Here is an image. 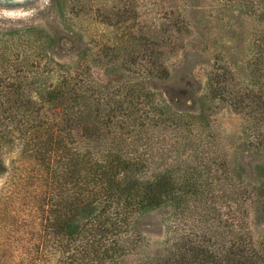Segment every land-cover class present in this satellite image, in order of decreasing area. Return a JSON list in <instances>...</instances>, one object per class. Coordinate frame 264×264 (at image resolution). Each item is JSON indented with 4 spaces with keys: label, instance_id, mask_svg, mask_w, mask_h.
<instances>
[{
    "label": "trees",
    "instance_id": "trees-1",
    "mask_svg": "<svg viewBox=\"0 0 264 264\" xmlns=\"http://www.w3.org/2000/svg\"><path fill=\"white\" fill-rule=\"evenodd\" d=\"M51 1L64 20L78 13L91 18L89 1ZM166 5L126 0L117 10L126 21L140 23L144 15L146 25L154 22L144 34L146 41L155 38L153 49L147 43L142 57L124 63L143 68L145 80H158L156 94L144 80L110 93L108 86L99 89L89 65L110 55L105 51L95 61L88 48L75 65L61 64L51 56L57 39L46 29L7 32L0 47V179L6 176L0 192L13 195L9 214L25 228L0 230V264H124L140 254L141 219L153 210L172 213L166 237L156 256L147 253L137 264H264V239H255L244 219L253 207L264 221V185L244 182L226 152H218L225 147L207 114L194 113L206 97L167 84L164 58L179 46L167 42L174 24ZM13 38L27 46L24 54L14 51ZM12 51L23 56L13 57L15 64ZM24 60L27 74L17 67ZM224 81H215L209 99L225 100ZM229 100L250 116L251 136L261 139L263 107L245 91ZM10 148L19 151L13 167L4 159ZM218 196L235 203L242 217L219 213ZM21 200L29 219L21 217Z\"/></svg>",
    "mask_w": 264,
    "mask_h": 264
},
{
    "label": "rangeland",
    "instance_id": "rangeland-1",
    "mask_svg": "<svg viewBox=\"0 0 264 264\" xmlns=\"http://www.w3.org/2000/svg\"><path fill=\"white\" fill-rule=\"evenodd\" d=\"M85 1L91 2L88 13L91 18L86 20L78 13L67 21V15L64 20L51 0H0V47L6 46V40L10 39L7 35L10 29L39 26L57 39L58 46L51 53L57 63L75 65L79 56L83 55H80L81 52L88 48L93 51L95 61L104 51L110 54L101 62H89L92 79L99 89L108 86L110 93L118 85L140 86L144 80L155 94L160 92L158 80H145L143 68L134 65L127 69L124 63L126 58L129 60L138 54L142 57V49L147 43L153 49L151 41L155 38L150 37L146 41L144 34L154 22L151 20L152 24L146 25L144 15L138 19L140 23L135 18L126 21L119 17L117 10L122 11L126 0ZM166 4L169 12L167 21L174 24V30L168 32L167 42L179 46L175 52L168 50L164 58L169 70L167 84L178 89L195 90L198 97H206L194 113L199 114L203 110L207 114L214 133L225 147L218 152H226L230 166L233 171L241 173L244 182H249L251 186L264 185V149L261 150L264 136L258 140L251 136L252 128L250 130L249 126L252 119L234 110L229 100L237 91L249 92L251 98L264 109V0H166ZM151 36L155 37V32ZM21 41L18 38L11 40L10 43L16 45L14 51H26L27 46ZM11 53V61L13 57L23 58L21 54ZM108 59H115V64L108 63ZM24 62L17 67L23 68L27 74L30 67ZM23 71L18 74L23 75ZM220 78L225 80V87L222 88L225 100H221L219 95L209 99L213 96L210 91L215 88V81ZM257 144L260 149L256 148ZM4 159L8 166L13 167L19 159V151L16 148L4 150ZM5 177L0 179V190ZM12 196L6 190L0 192V230L6 232L8 227L10 232L15 229L22 232L25 227L17 224L20 218L16 223L17 217L9 214L14 213L11 211L14 207ZM23 200L20 201L21 217L29 219V207L23 206ZM216 201L219 213L242 217L237 215L239 207L235 203L230 202V208L227 207L223 196H218ZM245 209L248 213L244 217L246 226L255 239H264L261 215L253 207ZM171 216L170 210H153L142 217L139 230L144 237L143 248L138 256L128 257L124 264H137L147 253L156 256L166 237Z\"/></svg>",
    "mask_w": 264,
    "mask_h": 264
}]
</instances>
